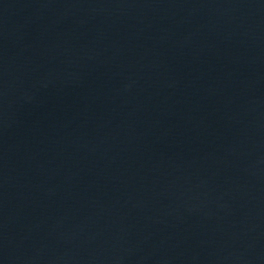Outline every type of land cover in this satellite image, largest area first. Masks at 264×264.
<instances>
[{
  "label": "water",
  "instance_id": "obj_1",
  "mask_svg": "<svg viewBox=\"0 0 264 264\" xmlns=\"http://www.w3.org/2000/svg\"><path fill=\"white\" fill-rule=\"evenodd\" d=\"M0 264H264V120L94 0H0Z\"/></svg>",
  "mask_w": 264,
  "mask_h": 264
}]
</instances>
